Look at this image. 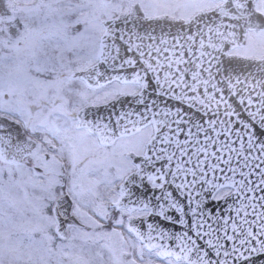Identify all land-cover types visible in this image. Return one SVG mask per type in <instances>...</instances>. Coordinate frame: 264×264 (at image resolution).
<instances>
[{"label":"snow or ice","instance_id":"6c2138e0","mask_svg":"<svg viewBox=\"0 0 264 264\" xmlns=\"http://www.w3.org/2000/svg\"><path fill=\"white\" fill-rule=\"evenodd\" d=\"M260 260L264 0H0V264Z\"/></svg>","mask_w":264,"mask_h":264},{"label":"water","instance_id":"95a60500","mask_svg":"<svg viewBox=\"0 0 264 264\" xmlns=\"http://www.w3.org/2000/svg\"><path fill=\"white\" fill-rule=\"evenodd\" d=\"M225 70L231 71V69H227L226 67H222V68H221V71H225ZM258 264H264V260H260V261L258 262Z\"/></svg>","mask_w":264,"mask_h":264}]
</instances>
